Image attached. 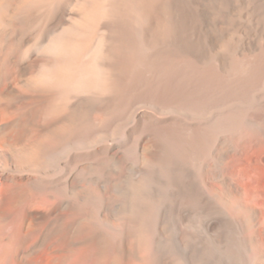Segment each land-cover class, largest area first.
Wrapping results in <instances>:
<instances>
[{"label":"bare ground","instance_id":"6f19581e","mask_svg":"<svg viewBox=\"0 0 264 264\" xmlns=\"http://www.w3.org/2000/svg\"><path fill=\"white\" fill-rule=\"evenodd\" d=\"M212 45L221 50L214 58ZM230 79L242 91L259 88L253 108L262 124L264 0H0V94L12 97L0 107V182L20 172L34 189L62 191L82 178L112 197L90 192L100 218L120 211L124 186L148 180L162 143L179 162L197 163V125L161 107L178 110L206 88L230 101ZM92 164L99 178L86 175ZM219 182L233 187L225 176ZM230 207L242 211L239 201ZM37 208L24 210L21 236L0 235V264H38L48 254L44 235L30 230ZM108 216L97 219L109 235L95 232L96 241L110 264H125L128 219ZM141 227L148 247L152 227Z\"/></svg>","mask_w":264,"mask_h":264},{"label":"rangeland","instance_id":"374dc122","mask_svg":"<svg viewBox=\"0 0 264 264\" xmlns=\"http://www.w3.org/2000/svg\"><path fill=\"white\" fill-rule=\"evenodd\" d=\"M220 52L218 45H212L210 56L214 58ZM208 89L200 92L195 102H186L178 110L161 107L162 115L179 116L197 125L200 139L195 165L186 160L179 162L169 146L162 143L148 180H141L136 187L124 186L122 195L117 194L121 212L103 211L101 218L89 195L92 191L101 201L111 202L103 186L88 185L76 177L63 192L49 191L47 187L34 189L27 181H20V172L8 173L4 184L0 182V235L21 236L23 212L34 201L41 213L35 216L31 234L44 235L45 249L49 251L39 257L38 264H110L111 256H104L96 241L98 235H109L105 226L98 228L97 219L108 215L113 224L128 219L124 226L127 233L120 237L129 249L125 264H264V122L260 124V113L253 108L260 90L242 91L230 79V101H225ZM11 99V95L0 94V107L4 108ZM242 111L246 121L237 120V113ZM36 122L35 126L40 119ZM74 148L71 150L76 151ZM95 164L87 167L86 175L99 178ZM220 176L229 179L239 193L231 186H222ZM79 192L82 199L76 197ZM236 201L242 204V211L230 207ZM141 225H147L149 230L153 226L148 247L139 242Z\"/></svg>","mask_w":264,"mask_h":264}]
</instances>
